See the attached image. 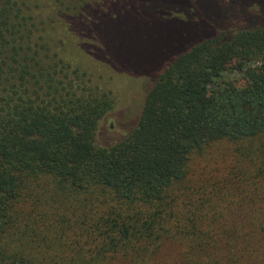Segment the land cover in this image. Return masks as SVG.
I'll use <instances>...</instances> for the list:
<instances>
[{"label":"trees","instance_id":"16d2710c","mask_svg":"<svg viewBox=\"0 0 264 264\" xmlns=\"http://www.w3.org/2000/svg\"><path fill=\"white\" fill-rule=\"evenodd\" d=\"M119 2L35 0L29 12L26 0H0V264H139L157 227L185 231L182 219L170 223L175 212L166 198L190 154L264 132V10L257 5L251 17L221 23L178 49L156 75L133 129L97 144L117 93L113 73L94 59L104 40L88 27L105 13L117 21ZM31 14H46L49 42L36 34ZM235 60L248 65L244 86L220 79ZM37 179L60 193L54 201L66 210L70 199L90 197L92 217H20L26 181ZM94 188L111 193L122 211L139 208L110 205L97 216L95 207L108 199Z\"/></svg>","mask_w":264,"mask_h":264},{"label":"rangeland","instance_id":"374dc122","mask_svg":"<svg viewBox=\"0 0 264 264\" xmlns=\"http://www.w3.org/2000/svg\"><path fill=\"white\" fill-rule=\"evenodd\" d=\"M50 1L57 5V0ZM34 3L26 0L29 12ZM119 5L117 21L105 13L88 27L104 40L94 59L100 68L113 73L117 93L114 110L99 122L95 134L96 143L104 146L122 140L133 129L156 75L178 49L221 23L251 17L257 5L264 10V0H120ZM32 21L38 29L36 34L49 42L52 38L47 32L50 25L46 14L33 16ZM64 24L62 18L60 25ZM247 66L235 60L220 79L244 86L242 72ZM94 189L96 196L108 199L104 208L95 207L97 216L110 205L120 209L110 192L106 190L110 194L103 195L101 188ZM57 195L60 193L43 179L26 181L18 201L19 216L32 220L44 217L45 222L62 216L92 217L90 197L70 199L66 210L65 205L54 201ZM167 196L175 212L170 223L175 225L182 219L185 231L174 227L161 233L156 226L154 233L158 235L148 240L139 264H264V132L251 139L212 141L193 151L185 176ZM141 207L147 213L154 209ZM137 208L131 205L126 211L120 210L132 213ZM106 264L131 262L117 258Z\"/></svg>","mask_w":264,"mask_h":264}]
</instances>
